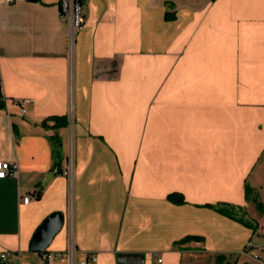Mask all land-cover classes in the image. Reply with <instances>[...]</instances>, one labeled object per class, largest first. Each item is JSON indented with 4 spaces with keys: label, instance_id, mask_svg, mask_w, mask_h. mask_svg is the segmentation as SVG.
<instances>
[{
    "label": "crops",
    "instance_id": "1",
    "mask_svg": "<svg viewBox=\"0 0 264 264\" xmlns=\"http://www.w3.org/2000/svg\"><path fill=\"white\" fill-rule=\"evenodd\" d=\"M81 1L70 50L61 0H0V161L18 163L0 179V252L29 249L61 212L48 250L74 245L88 264L240 253L253 232L208 204L245 197L259 176L264 0ZM137 115L145 157L134 162L102 134ZM187 236L204 240L176 244Z\"/></svg>",
    "mask_w": 264,
    "mask_h": 264
},
{
    "label": "rangeland",
    "instance_id": "2",
    "mask_svg": "<svg viewBox=\"0 0 264 264\" xmlns=\"http://www.w3.org/2000/svg\"><path fill=\"white\" fill-rule=\"evenodd\" d=\"M127 128L123 127L122 133L121 131H117L116 133H110L109 131H105V134H102V138L105 136L112 143H120L121 145H125V150L121 153L124 154L123 159H132L136 162L137 159H143L145 154L141 152V118L137 115L134 119L126 120ZM105 135V136H104ZM75 135L73 129L69 130L68 135L66 136V149H69V154L73 155V149L75 153ZM64 140V138H63ZM140 146V147H139ZM68 154V155H69ZM259 176H255L250 180L251 185L256 184V193L258 195L259 201H261L264 205V155L261 158L259 168H258ZM220 203L224 206L234 205V206H245L243 209H237V215L241 216L248 223H252L257 225V232L255 234H251V238H249L247 244H252L257 246V252L255 254L259 255V259L261 264H264V212H261L257 204L255 202H247L244 195L236 194V193H227L223 200H219ZM243 225V224H241ZM244 226V225H243ZM256 227V226H255ZM249 229V228H248ZM249 231L252 230L249 229ZM29 247V246H28ZM51 248V247H50ZM23 252L24 261L31 262V264H38L35 258H38L37 253H32L28 248L25 250H21ZM157 260V258H156ZM253 259H248L246 256L240 257L239 262L237 264H252ZM183 264H216L215 258L211 254L204 253L202 256L192 255L187 260H184Z\"/></svg>",
    "mask_w": 264,
    "mask_h": 264
},
{
    "label": "built area",
    "instance_id": "3",
    "mask_svg": "<svg viewBox=\"0 0 264 264\" xmlns=\"http://www.w3.org/2000/svg\"><path fill=\"white\" fill-rule=\"evenodd\" d=\"M22 0H6L7 3H15ZM61 7L63 16L66 18L69 25V49L72 50L73 40L76 31L81 28L85 22V18L82 13V5L79 0H61ZM2 99L4 102L7 101L3 95ZM20 102H18L19 104ZM25 112V111H24ZM18 163H10L0 161V179L6 178L9 175L17 174ZM71 168L64 170V174L71 176ZM35 195V194H34ZM37 195H35L36 197ZM33 195H27L24 197V202L29 203ZM257 246L252 244H246L245 248L240 252L241 257L246 256L248 259H253L252 264H261L259 255L255 254L257 251ZM256 251V252H255ZM77 249L74 245H70L65 251H49L45 250L39 254L40 261L42 264H50L53 262H62L67 264H88L87 260L77 259ZM91 262L95 263L97 261V256L92 255L90 257ZM162 262V259H159ZM0 264H31V262L24 261L23 252L19 249L4 250L0 252Z\"/></svg>",
    "mask_w": 264,
    "mask_h": 264
},
{
    "label": "trees",
    "instance_id": "4",
    "mask_svg": "<svg viewBox=\"0 0 264 264\" xmlns=\"http://www.w3.org/2000/svg\"><path fill=\"white\" fill-rule=\"evenodd\" d=\"M81 5H82V1L79 0ZM3 97V93H2V84H1V76H0V106H4V100L2 99ZM63 126H67L68 125V120H66L65 122H63L62 124ZM245 197H246V201L249 202H255L257 204L258 209L261 212H264V205L261 201H259L258 199V195L256 193V188L251 185L250 182H246L245 184ZM169 200L172 201L173 203H184V197L183 195L179 194V193H173L169 196ZM209 207H212L214 210H216L217 212L221 213L224 216H227L237 222H239L240 224H243L245 227L249 228L252 230L253 234H255L257 232V225H254L252 223H248L247 221H245L241 216L237 215L236 210L237 209H243L246 206H234V205H229V206H224L222 205L220 202L216 203V204H208ZM256 226V227H255ZM204 238L202 237H198V236H187L185 238H183L182 240H180L179 242H176V244H183L185 242H189V241H203ZM203 254L199 255L202 256ZM214 256L215 258V262L216 264H237L239 262V259L241 257L240 253H230V254H225V253H218V254H211Z\"/></svg>",
    "mask_w": 264,
    "mask_h": 264
},
{
    "label": "water",
    "instance_id": "5",
    "mask_svg": "<svg viewBox=\"0 0 264 264\" xmlns=\"http://www.w3.org/2000/svg\"><path fill=\"white\" fill-rule=\"evenodd\" d=\"M65 223L64 214L54 212L49 215L36 230L30 242L29 251L32 253H41L48 250L54 237L61 231ZM145 257L143 254H119L120 264H142Z\"/></svg>",
    "mask_w": 264,
    "mask_h": 264
}]
</instances>
